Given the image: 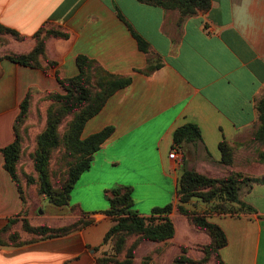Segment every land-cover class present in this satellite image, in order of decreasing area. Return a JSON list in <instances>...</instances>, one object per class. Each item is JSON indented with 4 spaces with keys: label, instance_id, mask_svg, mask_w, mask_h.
Masks as SVG:
<instances>
[{
    "label": "crops",
    "instance_id": "1",
    "mask_svg": "<svg viewBox=\"0 0 264 264\" xmlns=\"http://www.w3.org/2000/svg\"><path fill=\"white\" fill-rule=\"evenodd\" d=\"M238 3L240 0H211L207 11L179 21L174 12L138 0H0V24L24 36L12 40L10 49L14 52L31 50L33 34L41 26L67 33V37L46 39V56L55 64L44 62L45 71L0 61V148L14 138L19 104L28 91L34 99L61 91L57 76L78 73L77 55L131 79L107 99L82 130V137H86L113 127L93 154L90 167L79 176L86 198L77 197L71 203L93 223L60 236H26L19 228L24 203L4 169L0 152V264H98L95 247L102 248L103 237L112 225L102 190L129 184L133 197L135 186L128 183L130 180L173 186L168 200H154L151 206L173 204L168 217L174 221V237L154 242L153 258L159 264L178 234L175 191L183 168L214 177L227 169L252 178L263 176L264 165L256 158L258 151L264 150V142L252 140V134L257 122L255 102L264 94V0H249L248 14L254 24L246 30L236 23L234 5ZM124 20L148 42L149 53L139 50ZM4 50L5 46H0V54ZM150 56L156 57L159 65L144 73ZM186 123L199 127L201 140L193 143L201 150L187 161L180 147V157L170 158L173 131ZM221 140L232 147L228 165L220 161ZM240 200L245 207L232 203L233 211L214 212L208 217L226 236L220 256L226 264H264V184L252 183ZM14 231L19 236L13 241L9 233ZM187 254L194 259L202 256Z\"/></svg>",
    "mask_w": 264,
    "mask_h": 264
},
{
    "label": "trees",
    "instance_id": "2",
    "mask_svg": "<svg viewBox=\"0 0 264 264\" xmlns=\"http://www.w3.org/2000/svg\"><path fill=\"white\" fill-rule=\"evenodd\" d=\"M138 1L160 6L164 9H177L181 17L191 16L199 11L205 12L211 7V0ZM119 16L123 20L122 15L119 14ZM124 22L135 38L139 50L149 53L148 42L127 21L124 20ZM5 34H9L17 40L24 39V36H21L16 30L0 24V44H4L5 40L2 35ZM50 36L67 37V33L53 26H41L33 34L35 43L31 50L26 52L4 51L0 54V61L6 59L26 67L39 68L45 71L44 62L49 65L55 64L54 61L47 58L45 52L46 39ZM75 62L78 68V73L75 76H57L58 84L64 93L54 90L49 91L45 96V99L50 100V105L47 110L46 125L37 137V148L33 156L34 167L37 171V180L35 179V181H38L39 192L46 195L49 201L57 206L69 204L70 192L74 184L79 176L90 167L93 154L113 132L112 126H106L97 132L82 137L85 123L102 109L107 99L115 91L127 86L131 81L130 77L106 71L95 60L85 55H77ZM158 65L157 58L150 56L147 66L142 71L150 73ZM31 101L32 93L28 91L19 104V112L13 125L14 138L9 144L0 148L4 158V169L15 182L22 202H24L23 193L25 190L22 186V177L25 174L20 170L19 163L26 133L25 121L31 111ZM255 109L257 122L252 140L263 143L264 94L256 100ZM67 117H70V120L65 123V130L61 133L60 127ZM172 140L174 146L180 147L186 142L200 141L201 132L196 124L186 123L173 131ZM61 146L65 153L70 156V160L60 178L53 182L50 162L55 151ZM218 148L221 154V163L230 164L232 162V147L227 141L221 140ZM256 160L264 165V150L258 151ZM29 180L32 178L25 177L26 185H28ZM254 182L264 184V174L260 178H252L246 173L227 169L221 176L214 177L194 169L183 168L177 179L175 208L179 213L186 216L194 230L206 233L209 240L201 247L203 254L199 259L188 256L187 248L180 245V252L173 257L171 264H226L220 256V249L226 244V236L222 228L205 215L190 212L184 204L193 197L206 202L219 198L222 202L215 204L216 209L224 207V203L229 205L237 203L241 207H245L240 196ZM106 199L109 206L105 212L110 216L112 225L104 235L103 242L111 240L115 255L96 257L98 264H132L134 250L140 241L166 242L174 237V223L168 217L173 208L171 202L163 207L153 208L150 215H142L133 208L132 188L129 186L111 188L106 193ZM228 210L233 211V208ZM80 213L82 217L87 215L83 211ZM91 223H93V219L82 218L73 224L62 226H49L42 223L32 227L25 221L24 229L39 235V237H54L65 235ZM18 236L16 231L9 233V238L13 241ZM130 236H136V239L128 245L127 240ZM97 249L95 247V250ZM121 253L124 255L122 259L118 258Z\"/></svg>",
    "mask_w": 264,
    "mask_h": 264
},
{
    "label": "rangeland",
    "instance_id": "3",
    "mask_svg": "<svg viewBox=\"0 0 264 264\" xmlns=\"http://www.w3.org/2000/svg\"><path fill=\"white\" fill-rule=\"evenodd\" d=\"M170 12H174L178 16V20L181 21L187 16L181 17L177 9H168ZM2 38L5 40L4 44H0V46H5L4 51H12L10 47L12 46V40L15 38L9 34L2 35ZM17 40V39H16ZM57 91V90H56ZM61 93H64L63 90L59 91ZM48 93V92H47ZM47 93L43 94L40 98L34 99V95L32 94V101H31V111L28 116V119L25 121V135L23 139V146H22V155L19 163V168L25 174L22 177V186L25 189L24 190V204L23 208L20 212V230L26 234V236L39 237V235L30 232L28 230L24 229V222L29 226H37L42 223L47 224L50 223L55 224L57 222H66V224H73L77 220L89 218L87 215L83 216L81 215L80 211L76 209L74 205H71L72 202H74L77 197L81 198L82 200L86 197L83 196L84 189L81 188L82 180H77L74 184L70 196H71V202L69 201L68 205L64 206H57L49 201L48 197L42 193L39 192V184L37 180V171L34 167V161L33 156L34 152L37 148V137L38 135L43 131L46 125V118H47V110L50 105V100L45 99V96ZM38 96V95H37ZM70 120V117H67L64 121V123L60 127L61 133L64 132L65 128L64 125L66 122ZM182 153L185 155L186 158H188L187 161L190 160V157H197L200 150L193 142H186L183 143L181 146ZM70 160V156H68L65 153L64 148L61 146L60 149L56 150L53 159L50 162V169H51V177L52 181L56 182L63 170L65 169V166L67 165V162ZM186 161V162H187ZM181 166V165H180ZM182 169V167L180 168ZM31 177L32 180L28 181V185L25 183V177ZM79 179V178H78ZM131 185L135 186L134 191V209H139L140 212H142L145 215L151 214L152 211V202L154 200H168L173 192V186L170 185L169 182H161L157 181L154 184H144L143 181H129ZM116 186H123V185H115L112 187L104 188L102 190V198L106 199V193L113 187ZM124 186H129L124 185ZM130 187V186H129ZM94 192L98 193V187H94ZM222 202L221 199L217 198L212 201L206 202L199 198H191L187 203L184 204L185 208L190 210L192 213L197 214H203L206 217H209L212 213H222V212H229V208L232 209L231 205L228 203H224V207L220 209H216L214 206L215 204H218ZM199 203H202L203 206H200ZM168 204V203H167ZM105 205H108L107 202ZM166 205V204H165ZM164 205V206H165ZM178 217L174 218L177 227H178V234L174 239V242H170L167 246L169 247V252H167V255L163 256L160 260L162 261L159 264H167V262L171 259L170 257L175 252H180L179 246H185L187 249V253L189 252L193 256H197V254H203L202 253V246L206 244L209 240V236L206 233L198 232L194 230L185 215L181 213H177ZM85 217V218H84ZM171 219V218H170ZM172 222L173 219H171ZM189 226L192 228V230L189 229ZM136 239V236H130L128 237L127 243L130 245L134 240ZM182 243L178 245V243ZM104 245L102 248L97 251L96 257H111L112 255H115L114 250L112 249V242L111 240H107L106 242H102ZM156 243L151 242L149 240H143L140 241V243L136 246L134 250V257L133 262L135 264H152L156 263L154 260L153 254L156 252L153 247ZM124 255L121 253L118 255V258L122 259ZM96 260V259H95ZM158 264V263H156Z\"/></svg>",
    "mask_w": 264,
    "mask_h": 264
},
{
    "label": "clouds",
    "instance_id": "4",
    "mask_svg": "<svg viewBox=\"0 0 264 264\" xmlns=\"http://www.w3.org/2000/svg\"><path fill=\"white\" fill-rule=\"evenodd\" d=\"M248 6L249 0H240V3L234 5V16L241 30H246L254 24L253 18L248 14Z\"/></svg>",
    "mask_w": 264,
    "mask_h": 264
},
{
    "label": "built area",
    "instance_id": "5",
    "mask_svg": "<svg viewBox=\"0 0 264 264\" xmlns=\"http://www.w3.org/2000/svg\"><path fill=\"white\" fill-rule=\"evenodd\" d=\"M169 157L173 159H178L180 157V147L174 146L169 153Z\"/></svg>",
    "mask_w": 264,
    "mask_h": 264
}]
</instances>
